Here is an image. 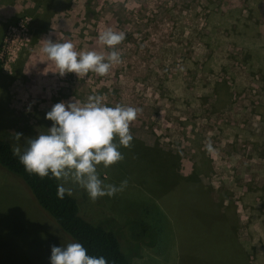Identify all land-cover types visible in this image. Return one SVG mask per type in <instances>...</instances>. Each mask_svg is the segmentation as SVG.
Segmentation results:
<instances>
[{"label":"rangeland","instance_id":"1","mask_svg":"<svg viewBox=\"0 0 264 264\" xmlns=\"http://www.w3.org/2000/svg\"><path fill=\"white\" fill-rule=\"evenodd\" d=\"M46 1L0 0V139L23 151L25 138L52 126L47 112L73 98L141 108L124 160L97 168L105 184L127 179V188L93 202L66 185L78 214L111 230L129 264H201L185 244L209 235L228 249L245 232L264 264V0ZM107 28L126 39L123 63L105 76H61L42 52L51 38L106 55L98 37ZM220 204L233 217L229 234ZM44 215L0 168V264H50L52 246L73 242Z\"/></svg>","mask_w":264,"mask_h":264},{"label":"clouds","instance_id":"2","mask_svg":"<svg viewBox=\"0 0 264 264\" xmlns=\"http://www.w3.org/2000/svg\"><path fill=\"white\" fill-rule=\"evenodd\" d=\"M125 39L124 31L107 28L98 37L99 43L111 50L106 55L95 50L77 51L71 41L53 42L51 38L42 40V52L55 63L61 76L65 73L86 75L90 71L105 76L114 65L123 63L117 46ZM73 100L56 103L46 114L52 126L45 133L25 138L27 146L23 151L15 146L13 155L27 173L41 179L51 175L61 181L57 187L58 199L73 195V188L66 185L86 190L93 202L105 196L111 198L127 188L128 180L119 186L105 184L97 168L100 165L108 168L124 160L120 148L132 146L130 124L142 109L120 104L106 106L101 95H90L83 103ZM22 136L23 133H13L17 142ZM206 148L209 153L215 151L211 141ZM50 264H109V261L104 256L89 255L83 244L71 242L51 247Z\"/></svg>","mask_w":264,"mask_h":264},{"label":"trees","instance_id":"3","mask_svg":"<svg viewBox=\"0 0 264 264\" xmlns=\"http://www.w3.org/2000/svg\"><path fill=\"white\" fill-rule=\"evenodd\" d=\"M58 0H47L53 4ZM0 168L14 176L23 185L33 202L57 229L73 242H79L88 249V254L104 256L109 264H129L127 256L120 250L119 242L111 230H105L100 225H92L78 214L75 198L65 195L64 199L57 198L58 180L49 177L41 179L38 175L29 174L20 164L18 157L13 155L10 144L0 139ZM191 176L188 180L191 184ZM182 182V181H174ZM198 186V185H196ZM200 192V191H199ZM208 196V195H207ZM210 206L214 201L208 196ZM226 233L230 231L225 227Z\"/></svg>","mask_w":264,"mask_h":264},{"label":"crops","instance_id":"4","mask_svg":"<svg viewBox=\"0 0 264 264\" xmlns=\"http://www.w3.org/2000/svg\"><path fill=\"white\" fill-rule=\"evenodd\" d=\"M174 180H176V178ZM199 189L200 192H205L202 187H199ZM214 205L217 204L214 203ZM224 208L226 209L225 215L228 217L229 224H232L230 226H226L227 230L229 231L233 229V217L231 216V212L227 213L228 208L225 205L223 206L222 204H220V209ZM210 209H214L217 211V214L214 215L222 214L221 210L219 211V209L215 206L213 207V205L210 206ZM249 229L250 227H248V230ZM248 234L245 232L242 235L240 233L235 235L231 242L233 246L228 249H226V247H228V245H226L228 244L226 240H223V242L221 243L220 241H217L207 235L208 238L213 239L212 242L208 241L209 239H206V245H201L203 242L200 243V245L185 244V253L190 258V260L193 259L195 263L200 260L201 264H255L252 259L254 256L253 252L255 253L256 249L255 237L251 239L250 235ZM231 236L233 237V235ZM190 241H192V239H190ZM218 258H220V261H217Z\"/></svg>","mask_w":264,"mask_h":264}]
</instances>
